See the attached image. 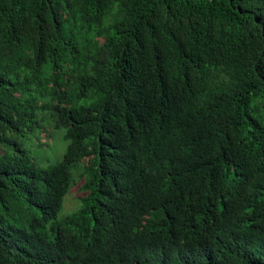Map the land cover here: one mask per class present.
Segmentation results:
<instances>
[{"label":"trees","instance_id":"16d2710c","mask_svg":"<svg viewBox=\"0 0 264 264\" xmlns=\"http://www.w3.org/2000/svg\"><path fill=\"white\" fill-rule=\"evenodd\" d=\"M0 264H264V0H0Z\"/></svg>","mask_w":264,"mask_h":264},{"label":"rangeland","instance_id":"374dc122","mask_svg":"<svg viewBox=\"0 0 264 264\" xmlns=\"http://www.w3.org/2000/svg\"><path fill=\"white\" fill-rule=\"evenodd\" d=\"M48 113L49 112H42L39 114V121H44L43 127L40 130L27 131V133H29V139L24 140L25 146L31 150L34 156L32 164L35 167L37 164L48 167L56 163L67 150L66 148L68 146V142L64 139V130L57 129L48 120ZM90 160L91 158L84 159L81 166L83 164L90 163ZM79 180L80 179L77 175V182L74 184L76 188L75 190L71 188V190L65 196L64 206L58 214L57 219L71 215L80 208L81 202L79 201L78 197L81 183Z\"/></svg>","mask_w":264,"mask_h":264}]
</instances>
